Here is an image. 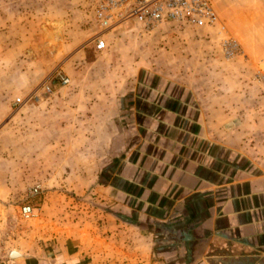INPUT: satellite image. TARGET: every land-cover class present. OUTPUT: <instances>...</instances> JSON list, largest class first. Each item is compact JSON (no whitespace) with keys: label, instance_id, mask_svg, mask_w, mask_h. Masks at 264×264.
Masks as SVG:
<instances>
[{"label":"crops","instance_id":"obj_1","mask_svg":"<svg viewBox=\"0 0 264 264\" xmlns=\"http://www.w3.org/2000/svg\"><path fill=\"white\" fill-rule=\"evenodd\" d=\"M122 26L82 46L53 30L62 41L31 57L24 83L8 89L36 97L12 116L27 120L31 161L47 167L40 177L55 193L90 197L94 221L51 233L33 256L7 264H264V37L241 43L260 59L231 70L206 40L216 26L178 32L190 43L176 55L164 54L162 33L151 36L138 48L154 58L141 59L119 57L124 43L109 48L106 35ZM61 73L69 86L40 89ZM4 92L0 80L11 113L15 94Z\"/></svg>","mask_w":264,"mask_h":264},{"label":"rangeland","instance_id":"obj_2","mask_svg":"<svg viewBox=\"0 0 264 264\" xmlns=\"http://www.w3.org/2000/svg\"><path fill=\"white\" fill-rule=\"evenodd\" d=\"M211 2L217 12L218 21L211 25L216 28L214 34L206 40L212 38V46L219 48L220 54L216 53L214 57L230 62L231 70L234 69L235 64L237 65L238 59L259 58L262 51L248 49L245 51L241 43L257 44L262 36L264 37V3L256 0H211ZM253 11H256L255 17H252ZM249 12L251 17L240 18L249 15ZM193 27L198 26L161 23L143 28L130 22L124 23L121 27L124 32L120 34L111 32L106 36L110 44L109 48L112 46L115 50L118 42L127 45V51L122 52L118 49L115 51L122 59L128 54L137 59L146 58L147 54L148 58H154L150 56L154 52L142 51V48L138 47L146 43L147 39H151V36L156 37L162 33L161 40L167 48L164 54L176 55L179 49L177 47L190 43L188 35H184V41L181 42L176 38L177 33L190 32L189 28L193 29ZM101 28L94 18L92 0H0V80L5 81L4 95L9 92L13 96L15 94L13 107H18L23 101H29L30 104L36 100L35 96H28L24 100L20 89H8L11 85L24 83L25 78L22 74L29 73L31 57L44 56L45 50L46 52L52 50L56 43L62 41V38L58 39L52 34L53 30L63 29L71 46H82L92 40L93 34L95 35ZM158 28H161L160 32ZM103 30L110 32L108 27ZM158 38L160 37L152 42L153 46ZM226 39L231 40L233 44L230 54H225L222 50V43ZM262 39L264 42V38ZM203 53L204 58L207 54L205 55V51ZM109 57L110 53L105 55V58ZM261 68H263L262 64ZM261 68L258 67V70ZM218 69L223 70L221 66ZM61 76L63 74L54 77L59 82L53 83L50 80L41 82L40 89L51 92L57 84L63 87L69 86L70 80L63 83ZM18 96L21 97V102L15 103V98ZM5 104V100L0 101V264H7L10 260L24 261V257L33 256L36 247L45 243V240L51 237V233L61 234L63 228L76 227L77 223L82 224L85 221L88 231L93 228L89 225H93L94 221L91 208L93 200L90 197L86 199L77 194L66 196L58 191L55 193L51 181L40 177L41 172H45L47 167L44 160L41 162L38 160L37 163L31 161V155L35 158V153L31 154L33 148L29 146L27 139L29 131H25L26 133L23 131L28 127L27 120L14 122L12 115L20 108H14L15 110L12 108L14 111L9 113L10 109ZM19 126L22 130L21 136L18 131L14 132V128ZM56 186L59 185L54 186L55 190L62 191ZM79 201L84 202V205ZM27 207L29 210H26ZM33 261L35 259H32V263ZM39 261L41 262V259Z\"/></svg>","mask_w":264,"mask_h":264},{"label":"built area","instance_id":"obj_3","mask_svg":"<svg viewBox=\"0 0 264 264\" xmlns=\"http://www.w3.org/2000/svg\"><path fill=\"white\" fill-rule=\"evenodd\" d=\"M93 14L97 23L104 28L124 23H136L143 28L161 23H171L178 26L213 25L218 21L217 12L211 0H92ZM106 47L105 39L97 36L95 48ZM231 40L222 43V50L230 54L233 50ZM69 78L61 76V82L67 83ZM48 88V87H47ZM21 102V97L15 98V103ZM29 210V207L26 208Z\"/></svg>","mask_w":264,"mask_h":264}]
</instances>
